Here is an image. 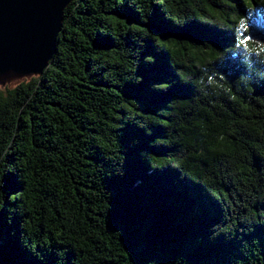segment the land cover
I'll use <instances>...</instances> for the list:
<instances>
[{"label":"trees","instance_id":"obj_1","mask_svg":"<svg viewBox=\"0 0 264 264\" xmlns=\"http://www.w3.org/2000/svg\"><path fill=\"white\" fill-rule=\"evenodd\" d=\"M0 264H264V0L72 1L0 88Z\"/></svg>","mask_w":264,"mask_h":264},{"label":"water","instance_id":"obj_2","mask_svg":"<svg viewBox=\"0 0 264 264\" xmlns=\"http://www.w3.org/2000/svg\"><path fill=\"white\" fill-rule=\"evenodd\" d=\"M72 1L0 0V84L43 73Z\"/></svg>","mask_w":264,"mask_h":264},{"label":"rangeland","instance_id":"obj_3","mask_svg":"<svg viewBox=\"0 0 264 264\" xmlns=\"http://www.w3.org/2000/svg\"><path fill=\"white\" fill-rule=\"evenodd\" d=\"M33 76H38V75H32L30 77H33ZM28 76H24V77H21V78H12L11 80H7L5 82V84H0V88H5V87H14L17 83H19L20 81H23L24 79L26 78H30Z\"/></svg>","mask_w":264,"mask_h":264},{"label":"snow or ice","instance_id":"obj_4","mask_svg":"<svg viewBox=\"0 0 264 264\" xmlns=\"http://www.w3.org/2000/svg\"><path fill=\"white\" fill-rule=\"evenodd\" d=\"M247 40V37H245V41Z\"/></svg>","mask_w":264,"mask_h":264}]
</instances>
